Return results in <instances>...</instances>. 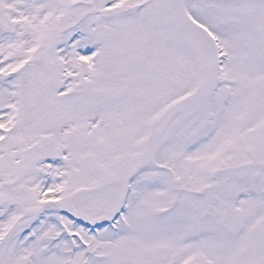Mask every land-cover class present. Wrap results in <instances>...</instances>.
I'll return each instance as SVG.
<instances>
[{"label":"snow or ice","instance_id":"6c2138e0","mask_svg":"<svg viewBox=\"0 0 264 264\" xmlns=\"http://www.w3.org/2000/svg\"><path fill=\"white\" fill-rule=\"evenodd\" d=\"M0 264H264V0H0Z\"/></svg>","mask_w":264,"mask_h":264}]
</instances>
